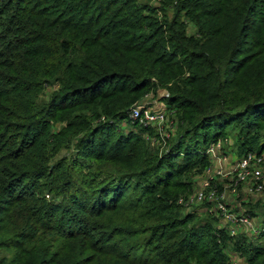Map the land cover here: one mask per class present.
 Instances as JSON below:
<instances>
[{"label": "trees", "instance_id": "trees-1", "mask_svg": "<svg viewBox=\"0 0 264 264\" xmlns=\"http://www.w3.org/2000/svg\"><path fill=\"white\" fill-rule=\"evenodd\" d=\"M151 1L0 0V264H264L179 203L211 143L264 153V0ZM158 89L161 153L117 126Z\"/></svg>", "mask_w": 264, "mask_h": 264}, {"label": "rangeland", "instance_id": "rangeland-1", "mask_svg": "<svg viewBox=\"0 0 264 264\" xmlns=\"http://www.w3.org/2000/svg\"><path fill=\"white\" fill-rule=\"evenodd\" d=\"M154 0L151 1L153 3ZM165 95V90L158 89L155 94H148L144 98H142L138 103L137 107H141L143 110L151 109L153 111H162L165 115V120L159 124H153L152 126L155 127V133L158 135V140L154 141L153 139H149L150 146H153L155 149L159 148V152L161 153L167 145L165 144L164 140H167L170 135L168 134V130L174 131V128L171 126V114L166 107V104L161 101V98ZM130 119V120H129ZM129 121H122L117 124L118 127H121L123 131L127 130H135L137 129L138 125L135 123L136 121L129 118ZM138 124H142L138 122ZM143 125V124H142ZM162 140V141H161ZM221 145L220 149L217 151V158L211 162L210 171L207 173L204 171L202 174L195 177V186L194 191L192 194L200 190L202 183L206 181L210 176H214L213 184L220 188V191H224V199L223 203H225L230 210L236 214H247L250 215V211H254V221L256 219V224H261L262 216L259 214L260 210V202H262V191L255 190L251 183H241L235 187V190L232 187L228 186V178L219 177L216 174L218 162L220 163L221 167L226 170L231 167L234 163H236L242 155L239 154L238 145L234 140L233 134L229 133L226 139H219ZM214 143H211L212 145ZM216 144V143H215ZM214 144V145H215ZM208 145V147L210 146ZM207 147V148H208ZM253 153V152H252ZM264 158V153L261 154ZM264 168V164L262 166ZM262 184L264 185V174L263 178L261 179ZM195 205V204H194ZM204 210H198V214L200 218H210V215H215L217 219L211 220L214 227H225L226 224L224 220L221 218L219 214L213 209V204L207 205ZM251 216V215H250ZM212 218V217H211ZM243 229H240L239 232H242ZM227 255L229 256L228 264H244V261L241 257L238 256L237 253H232L231 250L226 251Z\"/></svg>", "mask_w": 264, "mask_h": 264}, {"label": "built area", "instance_id": "built-area-1", "mask_svg": "<svg viewBox=\"0 0 264 264\" xmlns=\"http://www.w3.org/2000/svg\"><path fill=\"white\" fill-rule=\"evenodd\" d=\"M166 96V94H165ZM129 118L138 121L143 125H153L162 123L165 120V115L162 111H153L151 109L143 110L141 107L135 106L129 113ZM216 143V144H215ZM210 145L204 152L209 156L211 162L217 158V151L220 149V141ZM264 158L255 153H245L236 163L224 170L218 162L216 174L217 176L228 178V186L235 190V187L241 183H251L255 190H263L261 179L263 178ZM207 173L210 167L205 170ZM214 176H210L202 183L200 190L187 197H181L179 203L188 206L203 202H211L214 211L221 216L226 224V229L230 236L239 233L240 229L247 231L253 235L264 232V225L256 224L254 218L247 214H234L230 208L223 203L224 191L213 184ZM233 264V263H232Z\"/></svg>", "mask_w": 264, "mask_h": 264}]
</instances>
